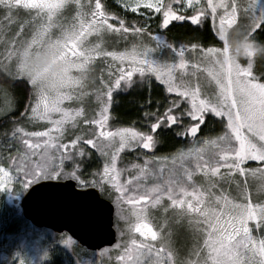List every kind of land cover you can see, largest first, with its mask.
<instances>
[{"label":"snow or ice","instance_id":"obj_1","mask_svg":"<svg viewBox=\"0 0 264 264\" xmlns=\"http://www.w3.org/2000/svg\"><path fill=\"white\" fill-rule=\"evenodd\" d=\"M72 3L76 5L75 15L62 21ZM123 6L148 19L153 13L159 14L164 28L173 21L190 20L197 25L202 17L211 15L223 48L203 49L194 43L191 49L199 48L211 57V66L205 70L215 81V98L204 96L198 84L177 78L176 71L187 68L186 49L182 46L177 51L167 42L161 45L159 37L152 36L147 20L126 23L105 11L101 0H95L87 13L81 0H0L4 18L9 23L17 18L20 21L19 30L8 42L11 48L6 49L5 59L11 61L15 56L16 63L14 71L4 65L5 82L25 83L32 93L24 110L12 121L14 128L0 141V190L19 199L30 189L35 191L36 185L49 187L42 182L52 180L69 181L64 187L73 192L97 190L114 205L119 234L127 236L115 245L122 250L117 260L124 264H264V202H253L247 191V178L252 176L260 181L257 190L264 192V166L244 167L247 161L264 165V67L258 69L259 75L254 74L255 54L250 45L244 46L246 66L233 56L223 55L229 30L242 31L245 39H253L264 27V11L256 12L257 0L246 4L237 0H206V4L201 0H128ZM189 8L193 14H183ZM241 8L242 23L238 21ZM26 25L31 30L29 38L18 40L25 35ZM53 29H58V34ZM104 32L140 41L147 36L156 41L157 48L171 49L178 62L150 59L154 49L143 43H132L124 51H106L101 43L89 42V36L100 37ZM97 57H110L119 64L108 63L107 78L101 69L103 91L96 89L101 107L89 117L83 107L65 102L81 101L89 94L84 90L85 82ZM137 73L139 80L133 79ZM152 77L163 86L161 98L154 101L150 95L141 96L136 101L138 121L127 127L110 126L114 92L131 95ZM0 92L9 95L7 88H0ZM11 109L8 103L0 112L7 114ZM214 118H220L218 123L224 131L213 139ZM23 120L44 122V127L29 131L20 126ZM201 131L205 135L197 139ZM169 132L185 139L192 137L200 145L186 152L178 149L171 156L173 164L181 161L179 171L173 168L164 176L161 168L159 173H150L152 160L168 159L154 152L151 157L145 155L143 164L130 165L138 170L135 174L128 166H118L122 153L152 151ZM222 168L227 171L222 173ZM197 172L206 178V186L193 180ZM234 174L244 177L239 201L215 192L221 180ZM149 175L154 178L151 184L147 182ZM149 207L171 212L177 223L186 218L203 234L202 244L187 259L177 258L169 247L171 229L165 232L167 220L154 226Z\"/></svg>","mask_w":264,"mask_h":264},{"label":"rangeland","instance_id":"obj_2","mask_svg":"<svg viewBox=\"0 0 264 264\" xmlns=\"http://www.w3.org/2000/svg\"><path fill=\"white\" fill-rule=\"evenodd\" d=\"M128 2V0H117V5L124 11L131 12L130 9H126L123 5ZM248 0H237L238 4H246ZM95 0H91V4L89 0H81V4L84 6L83 11L89 12L91 8L94 7ZM202 4H206V0H201ZM76 5L74 3L70 4L69 7L64 12V18H68L75 15ZM144 9H141L143 11ZM210 11V10H209ZM222 11V10H218ZM264 11V0H257L256 12L259 13ZM243 8L240 9L238 13V21L244 22V17L242 15ZM138 14V13H133ZM156 14V13H153ZM183 14L191 15L192 9H187ZM61 21V22H62ZM191 23L190 20H186ZM209 21L210 28L214 33L216 39L220 42L219 46L212 48H223V42L219 40L216 35L215 29L213 28V21L211 15L207 18L202 17L201 22L197 25L201 26L202 23ZM19 18L16 19V22L9 23L8 20L4 18V10L0 7V70L4 73V65H10L15 70L14 66L16 63V57L13 56L11 61L5 59L7 52L6 49L11 48V45L8 43L13 37L14 33L19 30ZM109 22L114 23L113 20ZM216 25H219V19L217 17L215 21ZM230 29L229 31H231ZM30 29L26 25L25 27V35L23 37L17 38L18 40L29 38ZM55 34H58V29H53ZM228 39V37H227ZM89 42L101 43V46L106 51H124L126 48H130L132 43H143L147 44L149 48L154 49V51L149 53L150 59H155L159 62H167L173 63L174 61L178 62V57L175 53L172 52L171 49L166 47L156 46V41L151 40L149 37H145L142 41L137 40L131 36L127 39L122 38L118 34L104 32L100 37H97L95 34L88 37ZM161 45L165 42L159 37ZM19 47V45H17ZM181 46H177L175 49L177 51L180 50ZM185 51V59L188 61L187 68L185 70H177L176 76L177 78H183L184 80L191 83L193 86L199 85L204 96L215 98V94L217 92V87L215 81L208 75V72L205 70L211 66V57H206L199 48L195 51L191 49V46H183ZM203 48V47H200ZM209 48V47H208ZM207 49V48H203ZM223 55L227 58L232 56L231 47L229 42L227 46L224 47ZM258 56V55H257ZM254 60V74L255 73V61ZM108 63H112L113 65L119 64V61H112L110 57H97L92 65V70L89 73V77L85 82L86 87L85 91L89 94L84 96L81 101L68 102L65 104H71L73 107H83L89 117H92L95 112L99 111L101 107L100 101L96 99V89H101L103 91L102 85L99 83V78L101 76V69H105L103 75L107 78V65ZM239 63L242 66L247 65V59H241ZM194 65H198L199 67H194ZM127 66V64H125ZM20 78H17L19 80ZM133 79L138 80L139 74H134ZM155 81V78L152 77ZM151 81V80H150ZM158 83L157 81H155ZM146 84L149 81L146 78ZM159 84V83H158ZM149 86V85H146ZM163 87V86H161ZM122 92V91H118ZM118 92H114L118 93ZM113 94V96H114ZM32 95V93H31ZM103 99H106L104 97ZM8 103L12 104V109L10 112L5 114L4 112H0V117L7 116L14 110V105L12 102V98L10 94L6 97L3 92H0V109H5ZM112 105L110 107V110ZM110 110H109V118H110ZM219 120L220 118H214ZM109 125L110 121H109ZM29 131L32 130H42L44 127V122H31L28 120H23L21 125ZM14 128V124L10 127L8 132H10ZM224 131V130H223ZM223 131L217 135H223ZM215 136H211V138H215ZM202 137V136H200ZM197 133V139L200 138ZM4 139V135L0 137V141ZM200 145L193 140L192 137H188L184 140V143L181 147L177 148L174 153L166 156H157V157H168V159H160V160H152V162L148 165L149 172L159 173L160 169L163 168V175L167 176L170 169L175 168L176 170H180L181 161L176 160L175 164H173L171 160V156L176 153V151L182 150L187 151L188 148L199 147ZM155 150L149 151L146 149H139L136 152H125L122 153V157L131 153V157L126 162L123 159L119 162V167H129V171L134 174L138 171L137 169H132L130 167L131 164H143V160L145 155L151 157ZM131 159V160H130ZM260 165L258 161H247L244 165L246 168H255ZM226 169H221L222 173H225ZM128 173L124 174L125 178H127ZM193 180L198 185L207 184L206 178L201 173H195L193 176ZM52 181H64V180H52ZM148 184L154 182V178L149 175ZM260 181L257 177L249 176L247 178V191L253 200V202H264V192H260L257 190ZM244 187V177L239 174H234L231 178L226 180H221L215 192L217 195H227L230 199L239 201L241 199V190ZM101 195V194H100ZM103 196V195H101ZM23 197V196H22ZM15 199L10 193L4 192L0 190V264H124L122 261L117 260V256L122 254V250L117 249L115 245L121 239L126 240L127 236L121 237L119 234V230L117 228L116 219L117 213L114 209L113 214V228L116 232V243L111 248H106L98 252H88V251H79L76 247L77 244L66 234H55L49 230L37 229L33 227L30 223H28L21 214L20 210V201L22 199ZM107 201L111 203V201L103 196ZM164 203H167L165 200ZM112 204V203H111ZM113 205V204H112ZM114 208V205H113ZM149 219L152 224L158 227L161 224H164L165 220H167V225L165 227V232L171 229V239L169 243V247L176 254L177 258L187 259L189 255L196 250L202 244V233L196 232L193 227L188 224L187 219H181L179 223L176 222V217L170 213L165 214L161 208H151L148 209ZM121 228H124L125 225L121 223ZM59 236V237H57ZM70 238L71 240H69ZM137 238H139L137 234ZM195 259V257H192Z\"/></svg>","mask_w":264,"mask_h":264},{"label":"trees","instance_id":"obj_3","mask_svg":"<svg viewBox=\"0 0 264 264\" xmlns=\"http://www.w3.org/2000/svg\"><path fill=\"white\" fill-rule=\"evenodd\" d=\"M104 10L110 15L115 14L116 16L125 20L126 23H144L145 20L148 22V27L152 36L160 37L164 42L177 46H191L192 44H198L200 47H216L220 45V42L216 39L212 32L209 21L202 23L201 26L193 25L188 21H173L168 28H164L160 24L159 14H152V18L148 19L147 16L140 14H133L122 10L117 5V0H101ZM146 11V10H143ZM142 11V12H143ZM116 23L115 20H113ZM253 40L264 41V27L258 29L253 37ZM264 67V58L256 57L255 61V73L259 75L258 69ZM139 80V79H138ZM19 81V80H17ZM149 85V86H146ZM0 88H7L8 93L12 98L14 110L7 116L0 117V137L8 132L10 127L13 125L12 121L16 120L17 114L24 110V107L29 102L31 96L30 86L25 83L14 82L8 84L5 82V75L0 70ZM162 87L156 83L153 79L149 83H145L142 88H138L133 94L122 91L115 93L113 96L112 108L110 110V124L113 127H127L131 126L133 122L138 121L139 112L137 111L136 101L141 96H151L153 100H158L163 95L161 91ZM217 123L211 125L212 133L211 136H215L222 132L223 126L219 125L217 119H214ZM137 126L140 125L137 123ZM175 127V126H173ZM203 128V126H202ZM199 137L205 135L203 131L198 132ZM185 138L176 136L174 133L169 132L165 135L160 143L157 144L154 149L156 156H166L175 152V150L181 147L184 143ZM131 153L124 155V161H128L131 157ZM131 160V159H130ZM103 197V196H101ZM105 199V198H104ZM59 237V236H57ZM79 251L86 252L83 248L77 245Z\"/></svg>","mask_w":264,"mask_h":264},{"label":"water","instance_id":"obj_4","mask_svg":"<svg viewBox=\"0 0 264 264\" xmlns=\"http://www.w3.org/2000/svg\"><path fill=\"white\" fill-rule=\"evenodd\" d=\"M22 197V217L37 229L68 235L88 252L111 248L116 243L113 205L95 189L79 193L64 187L69 181H44Z\"/></svg>","mask_w":264,"mask_h":264},{"label":"clouds","instance_id":"obj_5","mask_svg":"<svg viewBox=\"0 0 264 264\" xmlns=\"http://www.w3.org/2000/svg\"><path fill=\"white\" fill-rule=\"evenodd\" d=\"M228 42L231 47L232 56L239 62L241 59H248L245 53V45H250L255 56L264 58V41L245 39V34L242 31L232 29L228 32ZM254 56V57H255Z\"/></svg>","mask_w":264,"mask_h":264}]
</instances>
